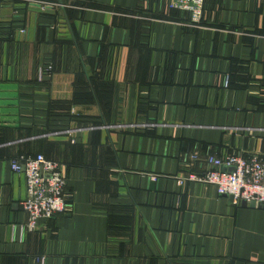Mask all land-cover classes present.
Returning a JSON list of instances; mask_svg holds the SVG:
<instances>
[{
    "label": "crops",
    "instance_id": "obj_1",
    "mask_svg": "<svg viewBox=\"0 0 264 264\" xmlns=\"http://www.w3.org/2000/svg\"><path fill=\"white\" fill-rule=\"evenodd\" d=\"M52 1L0 0V264H264V206L178 178L264 154V0ZM39 153L72 197L29 230Z\"/></svg>",
    "mask_w": 264,
    "mask_h": 264
},
{
    "label": "built area",
    "instance_id": "obj_2",
    "mask_svg": "<svg viewBox=\"0 0 264 264\" xmlns=\"http://www.w3.org/2000/svg\"><path fill=\"white\" fill-rule=\"evenodd\" d=\"M41 12L48 8H58L52 0H34ZM205 0H171L170 7L189 11L192 20H198L202 14ZM24 32V29H20ZM50 66L41 69L39 75L49 72ZM38 75V76H39ZM192 162L199 165L201 171L179 176L182 185L185 180L201 182L214 186L218 194L227 195L234 205L242 201L254 202L264 206V154L249 156L228 154L223 157L198 154L192 156ZM14 172L24 175V196L19 201L27 220L24 227L33 230L39 218H52L57 214H69L72 194L67 187L64 165L47 159L43 154L19 156L11 160Z\"/></svg>",
    "mask_w": 264,
    "mask_h": 264
},
{
    "label": "water",
    "instance_id": "obj_3",
    "mask_svg": "<svg viewBox=\"0 0 264 264\" xmlns=\"http://www.w3.org/2000/svg\"><path fill=\"white\" fill-rule=\"evenodd\" d=\"M59 1H61V0H59ZM240 205H241L242 207H262L261 204H256V203H254V202L247 203L246 201H242V202L240 203Z\"/></svg>",
    "mask_w": 264,
    "mask_h": 264
},
{
    "label": "trees",
    "instance_id": "obj_4",
    "mask_svg": "<svg viewBox=\"0 0 264 264\" xmlns=\"http://www.w3.org/2000/svg\"><path fill=\"white\" fill-rule=\"evenodd\" d=\"M34 155H36V154H31V155H21V156H34ZM18 157H19V155H18ZM17 158V157H16Z\"/></svg>",
    "mask_w": 264,
    "mask_h": 264
}]
</instances>
